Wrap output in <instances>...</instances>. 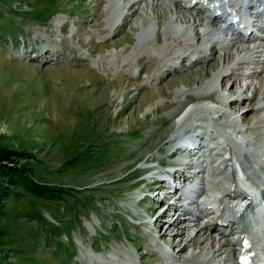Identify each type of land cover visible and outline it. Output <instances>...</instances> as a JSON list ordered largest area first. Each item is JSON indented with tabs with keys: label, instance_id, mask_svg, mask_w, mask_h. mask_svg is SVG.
Wrapping results in <instances>:
<instances>
[{
	"label": "rangeland",
	"instance_id": "rangeland-1",
	"mask_svg": "<svg viewBox=\"0 0 264 264\" xmlns=\"http://www.w3.org/2000/svg\"><path fill=\"white\" fill-rule=\"evenodd\" d=\"M133 1L0 0V149L22 155L19 164L36 192L17 187L6 201L0 264H161L207 247L208 234L197 228L210 220L208 209L201 210L217 177L210 156L194 160L203 171L199 194L180 207L199 217L188 234L170 219L174 211L164 213L166 203L159 201L167 186L153 176L175 170L170 162L179 156L165 155L190 107L221 108L244 128L264 114L255 109L261 90L256 94L252 75L264 69L255 63L263 53L254 63L230 65L233 76L222 77L232 61L227 53L234 50L237 58V48L264 46L238 42L224 54L228 30L207 38L203 31L212 25L203 19L191 28L192 20L180 19L190 10L175 12L173 0L153 8L144 3L136 14L127 9ZM195 32L201 37L188 40ZM208 39L214 51L204 60L183 61L191 42L205 48ZM44 47L52 51L44 55ZM164 65L179 68L170 72ZM261 133L264 126L251 134ZM147 167L154 171H141ZM42 186L59 189L61 198L40 197ZM47 223L59 229L55 235L46 232ZM194 238L200 243L182 248ZM213 244L197 260L212 262Z\"/></svg>",
	"mask_w": 264,
	"mask_h": 264
},
{
	"label": "bare ground",
	"instance_id": "bare-ground-1",
	"mask_svg": "<svg viewBox=\"0 0 264 264\" xmlns=\"http://www.w3.org/2000/svg\"><path fill=\"white\" fill-rule=\"evenodd\" d=\"M261 1L262 0H259V2H261ZM158 2H159V0H151V1H149V0H134L132 5L127 4V9L130 10V12H133V14H134L135 12H137L141 9L140 6L143 5L144 3L147 7L150 6L151 8H153L154 6H156L158 4ZM162 2H164V1H162ZM216 2H217V6H215ZM173 4L175 5L173 8H176L175 12L178 11L177 7L184 8L186 10H190L189 11L190 14L186 15L187 18L183 16L180 19H182V21H184L185 23H188L190 20H192V25L190 26L191 28L196 27V25L198 24L197 20H199L200 22L203 23V19L206 18L204 16V14L206 12L205 9L198 7L199 3H194L193 0H184V2H182L180 0H173ZM117 5H119V3H117ZM137 6H139V7L137 8ZM214 6L217 9H219V8L223 9L222 0H215ZM237 8H238V4H235L234 6L230 7L229 9L231 11L238 12L239 10ZM235 16H237V14H235ZM219 19L220 18L212 19V21H210V22H211V25L213 28L205 29L203 31L202 35L207 37V38L208 37L213 38L215 35L219 34L218 31H221V28H218V29L216 28L218 23L220 22ZM118 26L120 27V25H118ZM122 26H124L123 22L121 23V27ZM120 28H119V30H120ZM197 37H201V34L199 32H195L194 36H188V40L193 41V39L197 38ZM186 39H187V37H186ZM251 39H252V36H249L245 40L243 37L236 35V37L234 39L230 40L228 46L225 48L226 50H225L224 54L229 52L230 48H232V50H233L236 43L240 42L241 44H243L245 42H250ZM149 40H151V39H149ZM149 40H147V41H149ZM260 40L262 41L263 39H260ZM155 42H158V41L155 40ZM207 45H208L207 47H209V49L207 47L203 48V47L195 46V44H193L191 42L189 45L190 47H188L189 48L188 54L183 55V57H182L183 61L186 59V61L187 60L191 61V64H194V65H196L198 62H201L202 60H204L207 57L208 51L209 52H211L212 50L214 51V45H213L212 39L207 40ZM188 48H186V49H188ZM44 49H48L47 51H43L44 55L50 53L51 49H49L48 47H44ZM233 51H232V53H233ZM242 51L243 50H239L238 48L236 49V53H239V54H237L238 55L237 58H234V56H233L234 53L233 54L232 53L226 54L229 57L228 60H232V61L229 62L228 66H227L229 68L222 70V72L225 73L222 77H225V76L229 77L231 75L233 76V73H230L231 68L245 63L246 60H249V62L251 61L252 63H254L256 60L254 61L253 57H257L258 56L257 54H260L263 52V50H259L258 47L250 48L249 45L245 46V50H244L245 52L243 51L244 55L240 56L243 53ZM178 55H177V58H178ZM170 57H172V56H170ZM168 58H167V60H168ZM255 63H256V65H258V64L264 65V59L261 61L257 60ZM168 64H170L169 61H168ZM230 65H231V68H230ZM164 67H165V71H170V72L172 70L177 71L179 68L177 65H175V66L164 65ZM261 67H263V66H260V68ZM255 72H256L255 75H257V78H258L257 80L259 83V90L255 91L256 94H258V92H260V90H261V92H260L261 94L259 93L258 97H256L257 99L255 100L257 103L255 109L258 110L259 112L260 111L263 112V110H264V89H262V88L264 87V75H263L264 69L253 71L252 75ZM205 97H202L201 99H204ZM208 100L214 101V99L212 97H210ZM213 107L214 106L211 107L209 105L190 107V109L186 110L182 114V117L179 119V122L177 124L178 126L177 127L175 126L176 127L175 133L171 137L172 140H174V143H170V141H169L170 145L167 149L168 153L165 156L166 157L171 156V158L179 156L177 162L176 161L170 162L171 167H174V166H177V165H179V163H182L184 161V159H182L183 157H181L179 154H181L183 151H186V149H191L192 147H194V146H196L202 142L207 143V141H214L216 144L220 145V143L223 141V142H227L231 145V147L229 148L230 149L229 153L231 154L232 159L230 158L226 162H225V159H223V160L221 159L222 161L215 168L213 165H211V169H212L213 174L217 176L216 180L217 181L221 180V182L215 183V187L218 189L217 194L221 195L222 198L213 202V204L217 205V215L218 216L215 217L213 219L214 221H212L211 223H205L203 226H199L197 224L198 218H199L198 216H196L195 214H193L192 212H189V211H186V213H184V211L182 209H180V207H182V206H177L176 202L181 201V195L176 191H173V192L169 191L168 188L165 189V187H164V190L166 191L167 195H166V198L163 199V201H162V202L166 203V205H165L166 209L164 210V213L167 212L166 216H168V213L170 212V210L174 211V214L172 217H170V219L172 220V222L176 219L175 222L182 223L183 229L181 230V232L184 234H186V233L188 234V232L192 229V226H194L196 224L198 225L197 231L200 229L198 231V232H200V235L202 232L208 234L204 238V241H205L207 247L206 248L204 247V249L198 253L199 257L203 254L205 255L206 252H209L210 250H212L211 248L213 247L212 245H214L213 243L218 244V248L216 250H214V252L211 251V253H212L211 255L213 258L212 262L205 263V264H216V263H214V262H216V261H214V259L217 260V256L218 255L220 256V254H222L221 256H223V258L221 259L222 262L220 261L219 263H222V264H226V263L227 264H244L243 257H244L246 252L248 253L252 250V247L250 245L249 235L245 236L243 233V230L242 229L239 230L238 228H240L242 226L243 221L248 223L247 225L252 226V223L255 220L257 214H256L255 208L252 206L251 200L245 194V191L240 186L235 184V180L233 178L232 172H230L229 175L227 174V166L233 171L235 168H237L240 171V173L242 174L247 185L250 187L256 188L257 192L264 196V191H262V189H261V186H262L261 181L262 180L264 181V135L261 133L258 136H252V134H251L253 131H255V129L264 126V114H261V115L259 114L260 116L258 118H256L257 119L256 121L254 120L255 122L252 125H249V127L244 128L238 124V121L234 118V116L232 117L229 113H227L226 111H223L221 108H218V107L213 108ZM262 112H260V113H262ZM198 121H200L202 124H197ZM206 124L213 127L218 133L224 132V133H226V135H224V136L221 135L222 138L220 139V135L218 137L217 133H210L211 135L206 134V132L203 133V131H201V130L204 129V126L208 127V125H206ZM188 127H191L192 129L191 130H190V128L187 129ZM202 127H203V129H202ZM195 130H196V132L194 133ZM250 131H252V132H250ZM228 132H230V133H228ZM238 137H241L244 142L238 143L236 141V138H238ZM220 140H222V141H220ZM219 158H221V157H219ZM223 161L225 162L224 165H223ZM226 163H228L227 166H226ZM254 167H256V168H254ZM176 168H179V167H176ZM151 170H154V168L150 169L149 171H151ZM165 174H166V172H161V176L159 179H160L161 184L168 186V184H170V182H167V180H165V178H167L164 176ZM166 175H168V174H166ZM173 175L175 178H178V179L179 178L189 179V177L185 176L184 172H181L179 170H176ZM187 175H189V174H187ZM170 177H171V173H170ZM154 183L155 182H153L149 186V188H152ZM219 183H221L222 187L218 186ZM232 195H235V197L232 198L231 197ZM154 197L156 198L157 195H155ZM227 198L232 199V200H235V199L239 200L237 203L236 210L232 209V207L229 205L230 203H228L226 201ZM170 201H172V202H170ZM206 209L209 210L211 208L209 207V208H205L204 210L203 209H201V210L203 212ZM242 210H243V214L241 216H239L236 220L237 215H235V212H239ZM227 211H229V214L225 215V212H227ZM187 214L189 216H185ZM212 214H214V213H207V216L212 215ZM223 221H224V223L222 225L220 223H218V224L214 223V222H223ZM190 222H192L193 225H190ZM236 224L238 226V228H237L238 232L236 231V226H235ZM250 229L253 231L252 227H250ZM197 231H196V233H197ZM214 232L217 233L218 238H215L212 235ZM178 234H180V233L178 232ZM185 236H187V235H185ZM236 236L239 238H235ZM251 236H255V235H251ZM195 238L190 239L182 248L189 246L188 244H194V243L199 242ZM174 247L177 248V244L174 245ZM204 250L206 251L205 253H204ZM178 252H181V251L178 250ZM177 255H178V253H177ZM162 256H164V255H162ZM198 256L194 255V257L190 256L191 258H187V257L179 254V256H177V257L170 256L169 262L161 263V264H204V263L200 262L199 260H197ZM206 256H207V254L205 255V257ZM253 257L254 258L256 257L255 253L253 254ZM203 262H204V260H203Z\"/></svg>",
	"mask_w": 264,
	"mask_h": 264
},
{
	"label": "trees",
	"instance_id": "trees-1",
	"mask_svg": "<svg viewBox=\"0 0 264 264\" xmlns=\"http://www.w3.org/2000/svg\"><path fill=\"white\" fill-rule=\"evenodd\" d=\"M21 158L22 155L12 149H0V213L3 212L6 201L15 195L17 187L22 186L31 193H36L27 174V169L19 164ZM40 188L43 190L40 197L52 196L53 198H61V193H58L59 189L45 188L44 186ZM48 225L49 230H46V232L55 235L59 229L51 224Z\"/></svg>",
	"mask_w": 264,
	"mask_h": 264
}]
</instances>
